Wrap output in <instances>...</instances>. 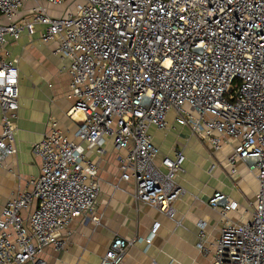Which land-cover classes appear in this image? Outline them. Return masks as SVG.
<instances>
[{"label": "built area", "instance_id": "built-area-1", "mask_svg": "<svg viewBox=\"0 0 264 264\" xmlns=\"http://www.w3.org/2000/svg\"><path fill=\"white\" fill-rule=\"evenodd\" d=\"M24 31L52 47L70 76L69 114L83 118L72 136L52 119L32 145L41 172L0 213V264H47V247H66L74 219L96 209L110 146L135 201L175 219L186 154L173 147L158 161L151 128L178 126L214 152L228 145L231 173L244 163L258 181L251 217L223 226L212 264H264V0H0V161L18 153L19 61L7 45ZM209 203L223 215L239 207L220 190ZM159 228L145 239L115 235L99 264H122ZM205 242L203 233L198 248Z\"/></svg>", "mask_w": 264, "mask_h": 264}, {"label": "crops", "instance_id": "crops-1", "mask_svg": "<svg viewBox=\"0 0 264 264\" xmlns=\"http://www.w3.org/2000/svg\"><path fill=\"white\" fill-rule=\"evenodd\" d=\"M7 49L19 61L20 108L16 131L18 153L0 161V213L17 191L26 188L32 177L40 175L42 161L33 153L32 145L48 133L51 120H58L60 128L72 136L83 118L80 112L69 114L75 102L69 87L70 76L61 71L60 59L51 46L40 40L39 32L30 35L24 31ZM2 116L0 107V134ZM151 132L162 151L158 161L163 152L172 153L177 143L186 154L184 171L177 178L186 190L177 217L171 219L156 207L135 201L133 184L120 179L119 152L110 146L100 158L101 192L95 211L86 218L74 219L73 235L64 249L57 251L52 246L45 249L41 257L47 264H99L115 235L130 240L145 239L151 235L155 222L160 223V228L153 235L151 245L146 240L136 241L122 264H212L213 244L223 226L248 219V215L232 212L223 215L209 203L214 192L220 190L238 203L243 197L249 198L252 205L258 189L256 177L249 188L245 186V172H251L244 163L238 165V175L224 166L231 151L228 145L221 152H211L181 126L169 133L152 127ZM236 189L243 196H236ZM95 216L100 217L99 223L93 219ZM203 233L207 251L198 248Z\"/></svg>", "mask_w": 264, "mask_h": 264}, {"label": "rangeland", "instance_id": "rangeland-1", "mask_svg": "<svg viewBox=\"0 0 264 264\" xmlns=\"http://www.w3.org/2000/svg\"><path fill=\"white\" fill-rule=\"evenodd\" d=\"M68 5L67 4H65V5H62V6H60V7H58V8H54V7H50L49 8V11H50V13L51 14H53V15H60V14H62L64 11H65V9H66V7H67ZM197 138H199L200 139V141L203 143V145L206 147V149L207 150H210L211 152H212V148L210 147V146H208V144H206L204 141H202V139L200 138V137H198V136H196ZM175 145H177V147H181V146H179V144L177 143V144H175ZM223 150V149H222ZM221 150V151H222ZM221 151H219V152H221ZM163 154H167L166 152H163ZM118 156V155H117ZM228 156V155H227ZM115 159H116V157H115ZM223 165H224V163H223ZM225 167L227 166L228 167V165L225 163V165H224ZM223 166V167H224ZM230 169V168H229ZM117 170H118V167H117ZM107 171H109L108 169H107ZM226 171L228 172V170L226 169ZM244 170L243 169H241V172H243ZM245 172V171H244ZM243 172V173H244ZM238 174H239V172H238ZM237 174V175H238ZM245 174H246V179H245V186L247 185L248 186V188L252 185L251 183H252V181H253V179L255 178V176H254V174L253 173H246L245 172ZM230 182L232 183V185H234V182L232 181V180H230ZM235 187H237L236 185H234ZM246 186V187H247ZM236 191H237V193L235 194L236 196H238V195H240V196H243L242 194H241V191L240 190H238V189H236ZM254 199H252L251 201H253ZM230 212H232V214L233 213H237V214H242V215H248V219L251 217V215H252V205H251V203H250V200H249V198H241L240 199V201H239V207H238V209L237 210H232V211H230ZM247 219V220H248Z\"/></svg>", "mask_w": 264, "mask_h": 264}]
</instances>
